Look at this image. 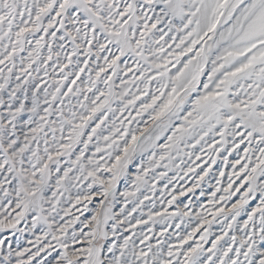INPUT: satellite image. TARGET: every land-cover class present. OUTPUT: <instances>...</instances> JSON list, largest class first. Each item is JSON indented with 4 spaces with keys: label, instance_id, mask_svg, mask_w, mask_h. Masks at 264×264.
Wrapping results in <instances>:
<instances>
[{
    "label": "snow or ice",
    "instance_id": "1",
    "mask_svg": "<svg viewBox=\"0 0 264 264\" xmlns=\"http://www.w3.org/2000/svg\"><path fill=\"white\" fill-rule=\"evenodd\" d=\"M0 264H264V0H0Z\"/></svg>",
    "mask_w": 264,
    "mask_h": 264
}]
</instances>
